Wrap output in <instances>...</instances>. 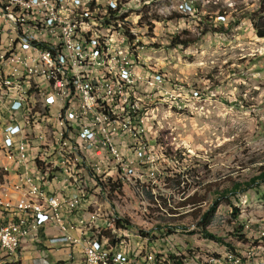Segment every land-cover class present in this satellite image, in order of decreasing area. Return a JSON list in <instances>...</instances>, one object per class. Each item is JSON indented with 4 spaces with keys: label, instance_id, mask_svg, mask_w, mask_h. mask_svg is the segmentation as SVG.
I'll list each match as a JSON object with an SVG mask.
<instances>
[{
    "label": "rangeland",
    "instance_id": "obj_1",
    "mask_svg": "<svg viewBox=\"0 0 264 264\" xmlns=\"http://www.w3.org/2000/svg\"><path fill=\"white\" fill-rule=\"evenodd\" d=\"M258 3L259 0H133L128 8L139 11H125L122 15L116 8L111 9L110 19L107 9L98 10L106 18L100 29L105 35L111 36L114 30H120L117 37L127 33L129 43L141 40L143 46L135 47V61L140 66L134 67L138 70L135 76L139 75L140 85L148 88L140 87L138 94H130V83L123 82L116 72L112 76L104 75V84L112 94V99L107 97L104 104L101 87L93 80L84 91H90L99 108L94 119L110 120V114H115L116 107L121 105L126 110H120V117L145 112V119L149 121L148 146L146 136L139 134V127L131 125V120H123L120 131L127 132L129 141H134L139 150H146V156L152 160L156 195L147 193L146 187L141 186L140 174L131 177L132 188H137L135 194L143 191L145 199L155 195L158 201L147 208L152 210L150 226L156 229L148 231L149 237L155 236L160 238L156 241H161L170 235L175 242L194 247V250L171 249L169 253L165 247H161V253L156 251L159 246L143 248L142 230L126 221L127 229H120L113 236L110 230L107 232L110 241L105 243L110 248L121 242L122 260L128 257L133 261L147 260L153 256L168 260L173 256L179 261L190 260L186 264H205V260L210 263V259L231 257L234 249L241 248L242 257H250L253 249L264 254V239L244 237L238 223L231 219L233 208L243 218L264 217V183L220 200L206 232L221 238V244L205 239L199 227L202 214L216 198L215 191L229 189L232 182L247 181L256 171L253 162L264 159V40L255 36L249 20ZM184 6L190 9L185 10ZM113 21L116 25H111L112 29L108 23ZM137 21L136 29L134 22ZM8 26L0 25L1 36L10 33ZM177 35L181 40L192 42L172 47L170 39ZM0 43L1 47H8L5 46L8 39L0 38ZM5 58V48H0L1 119L10 120L11 127L22 130V137L29 135L37 139L46 134L48 143L55 141L58 139L55 133L59 134L55 126L37 125L35 115L45 114L43 110L37 112V88L33 84L30 90L24 88L22 84L27 80L14 78L12 68L1 65ZM147 73L149 76H143ZM158 76L164 82L159 83L155 78ZM7 79L9 84L5 86ZM97 81L100 83V79ZM154 91L158 93L154 95ZM10 98H25L28 127L23 119L17 118L16 109L2 104ZM42 100L39 102H46ZM42 116H39L41 121ZM179 156L184 160L180 162ZM74 159V162L80 161ZM82 167L87 172L85 163ZM115 169L121 171L122 164H115ZM177 177L180 183H176ZM135 194L134 203L142 206ZM181 194L186 196L181 198ZM189 196L200 201L182 205ZM196 225L197 228L185 229ZM102 241L100 238L99 244ZM130 241L135 243L134 251L126 253L125 246ZM5 264L11 263L5 259Z\"/></svg>",
    "mask_w": 264,
    "mask_h": 264
},
{
    "label": "built area",
    "instance_id": "obj_2",
    "mask_svg": "<svg viewBox=\"0 0 264 264\" xmlns=\"http://www.w3.org/2000/svg\"><path fill=\"white\" fill-rule=\"evenodd\" d=\"M49 2L50 0H0V25L10 26V33L1 36V39H8V47H1L0 43V48H5L6 51L5 62L1 65L18 69V74H23L25 68L35 70L45 97L60 121L59 133L63 144L64 141H71L73 146L79 147L80 156L87 161V176L96 185V191L103 192L111 207L115 208L116 215L132 223L134 228L142 231L156 230L150 226L152 210H143L142 206L134 203L136 188H132L131 184L133 174H140L141 186L146 187L147 193L156 195L152 160L146 156V150H139L134 141H129L127 132L120 131V123L123 120H131V125L139 127V134L146 136L148 146L149 121L145 119V112L129 113V117H120V110H126L121 105L116 107L115 114H110V120H103V117L94 119L92 105H88L90 115H82L79 112V103L85 101H81L77 88L66 89L65 71L61 67L64 51H60L59 40L61 36H68L69 42L75 44L80 55L81 48H88L87 61H93V67H100L98 53H94L93 30L83 31V34L92 36V47H84V43L76 41L75 35L66 30L67 22H52ZM79 3H84V0ZM104 3L114 4L116 11H121L122 15L125 11H139L128 8L133 0H104ZM72 6H77V3L64 7L70 10ZM184 9L190 8L184 6ZM110 25H116V21L110 22ZM137 25L138 21L134 22V28L137 29ZM140 41L129 43L127 33L115 40H109L114 68L120 71L123 82L130 83V94H138L140 87L148 88L140 85V76L131 75L132 67H140L139 61H135V47L143 46ZM88 76L100 77L101 100L107 104V97H112V94L103 83L101 72L100 75H93V71H88ZM143 76H149V73ZM155 78L163 81V77ZM156 93L158 92L154 91V95ZM2 104L16 109L17 118L23 119L27 126L23 100L10 98L2 101ZM20 149H27L34 154L33 143L22 138V130L11 127L10 120H2L0 116L2 256H16L17 264H86L89 257L109 255L104 252L103 245L102 253L90 252L89 244L83 240V233L62 222L59 204L66 200L62 196H55L54 188L66 186H57L54 178L41 174V167H29V163L20 157ZM115 164H122V172H115ZM63 175L66 176L64 172ZM168 181L171 182L170 179ZM185 196L181 194V198ZM27 216H34V223H27V227L18 228L19 219L27 220ZM87 216L94 215L79 217ZM231 219L238 223L244 237L264 239V217L253 220L237 214L235 218L231 216ZM194 228H197V225L185 229ZM221 243L222 241L217 244ZM149 245L179 251L194 250L193 246L175 242V239L170 238ZM18 248H25V257H18ZM118 260L121 261L120 255ZM148 260L151 259L138 260L132 264H141ZM187 261L190 260L183 262ZM210 264H264V254L253 249L250 257H242L241 248L234 249L231 257L214 260Z\"/></svg>",
    "mask_w": 264,
    "mask_h": 264
},
{
    "label": "bare ground",
    "instance_id": "obj_3",
    "mask_svg": "<svg viewBox=\"0 0 264 264\" xmlns=\"http://www.w3.org/2000/svg\"><path fill=\"white\" fill-rule=\"evenodd\" d=\"M81 1L83 0H60V1L50 0L49 9L51 13L52 22L53 23L67 22L66 30H69V32H72L75 35L76 41H79V43H84V47H92V36L83 34V31H86V29L93 30L94 53H98V60L100 67H93V61H87L88 48H81V55H80L79 51L76 50L75 44L73 42H69L68 36L60 37L59 48L60 51H64V53H62L61 67L62 70L65 71L66 89L76 90L77 88V94L80 95L82 101H85V103H79V112L82 115H90V108L88 105H92V108H94V116H96L97 115L96 112L98 111L99 108L97 106V103L95 102V97L91 93L89 94L90 91L89 92L84 91V88L86 87V85H88V83H94L93 80H96V82L98 83L96 85L100 87V83L97 81V79H100V77H89L88 71H93V75H100L101 72L102 80L104 75L112 76V74H114L115 72L118 75H120V71L114 68V58L111 55L110 45H109V40H115V38H117L116 33L120 34L119 33L120 30L119 31L114 30L111 36L105 35L100 30L102 29L103 25L106 23V18H104L105 16L102 17L99 14L98 10L107 9L106 12L110 19L111 18L110 15L113 14L111 9L114 10L116 8L114 4H105L104 0H84V3H79ZM71 3H77V6H72L70 7V10H66L64 6L71 5ZM87 6L91 10L87 8ZM108 26H110L112 29L114 28L113 26L110 25V23H108ZM7 28L5 30H8ZM6 45H8V43L5 44V46ZM85 63H86V70H85ZM135 69L134 67L131 68V75L134 76L136 75V71L138 70L135 71ZM12 74L13 77L16 79H23L24 81L27 80V82H24L22 84L24 88L30 90L32 84L35 86V88H37V107H36L37 112L39 110L40 111L43 110L45 113V114L43 113L44 114L43 116L40 113H37V115H35L37 116V125L42 124V126H46V127L55 126L59 132L60 121L57 119L53 108L48 103V99L45 97V93L41 87V81L39 79V76L35 74V70H33L32 68H25L23 69V74H18V69L12 68ZM162 82L163 81L160 80L159 83ZM8 84H9V79H7L5 86H7ZM126 98L128 99V97ZM39 99L41 100L45 99L46 102H39ZM39 116H42L43 118L42 121L40 119L41 117L39 118ZM97 119L100 118L98 117ZM34 131H36L35 128ZM36 132H38V130ZM55 137L56 138L58 137V139H56L51 143H48L46 134L38 136L37 139L35 137L31 138V136L29 135L22 137L23 139L27 140V142L33 143L34 154H31V152L27 149H20V157H22L23 161H27L29 163V167H41V174L46 175L49 178H54V183L57 186H66V187H55L54 195L62 196L63 199L66 200L60 202L59 211L62 215V222L67 223L69 227L71 228L74 227V223H73L74 217L78 218V216H80L79 213L80 210L83 209L86 210L85 208H101L96 213L93 214L94 216L91 217V220L79 232L83 233V238H85L86 241H90L89 243L90 252L102 253V246L101 244H99V239L102 238V240L104 241L103 249L104 250L106 249L105 252L108 253L110 257L108 256L107 258V256L104 255H95L94 257L87 258L86 264H132V262H137V261H133L130 257L127 260H122V252L120 257L121 261L118 260V257L113 256L116 250L118 253H120V251H123V245L121 242L110 248L105 246V243L110 241V237L108 236L109 233L107 232L111 230L112 236L115 235L116 233H119L120 228H117L116 223L118 220H122V218L116 215L115 208L111 207V204L107 196L101 191H96V185L88 178L87 172L83 171L82 166L84 163L85 165H87V161L85 158L80 156L79 147L73 146L71 141H64L63 144V138L60 135V133L58 135H56L55 133ZM54 158L56 160H54ZM74 158L80 161L74 162L73 161ZM63 172L66 174V176L63 175ZM115 172H122V170L120 171L119 169H115ZM135 195L136 198H138V200L140 201L139 203H141L144 210H147V208L150 207V204L153 205V201L155 203L154 205L158 204L155 195H152L150 200H148L147 198L145 199L146 196H144L143 191ZM71 209H72V214H71ZM95 218L97 220H95ZM27 223H34V216H27V220L19 219L18 228L27 227ZM146 233L149 234L150 232L147 231ZM167 237L168 238H165V240H168L169 238L172 239L170 235ZM116 240L117 241L119 240V236H116ZM152 246L153 245H151V247ZM170 250L171 249H167V252L169 253ZM20 251L21 248H18V256L20 255ZM156 251L161 253V246H159L156 249ZM164 253L166 254V252ZM155 258L153 256L150 258L151 260L141 262V264H181V262H183L177 260L176 258L174 259L169 258L168 260H164V259L158 260L157 256H155ZM5 259L7 263L17 264L16 256H2L0 252V264H5ZM205 261L207 262V260ZM212 261H214V259H210V263ZM183 264H186V262H183Z\"/></svg>",
    "mask_w": 264,
    "mask_h": 264
},
{
    "label": "trees",
    "instance_id": "obj_4",
    "mask_svg": "<svg viewBox=\"0 0 264 264\" xmlns=\"http://www.w3.org/2000/svg\"><path fill=\"white\" fill-rule=\"evenodd\" d=\"M153 19L157 21L156 18H153ZM175 19L178 20L179 16H177ZM249 20H250V24L254 31L255 36L258 39L264 40V0H259L258 8L249 14ZM190 42L192 41L191 40H181L180 35L173 36L170 39V45L172 47L187 46ZM179 160L181 162L184 159L182 156H179ZM253 163L256 165V171L254 175L251 176L247 181L232 182V186L229 189L215 191L216 198L214 199L212 206L206 212L202 214V217H201L202 219L199 224V227L202 230V234L205 239H209L217 243L222 241L221 238L206 232V229L208 228L211 219L213 218L214 214L217 211V208L220 204V200L224 198L227 199L228 196H232L237 193L245 192L246 190L250 188L259 186L264 183V159L259 160V161H254ZM0 180H1V176H0ZM176 183H180V180L178 177L176 178ZM198 201L200 200L199 199L196 200L195 196H189L188 198L184 200L182 205H186L188 203L195 204V203H198ZM237 214H238L237 209L233 208L232 216L235 218ZM125 222L126 221L124 220H118L116 223L117 228H120L123 230L127 229ZM141 237L143 240L147 241L148 243H154L156 242V240L160 239V238H155V236L149 237V234L143 231L141 233ZM156 237H159V236H156ZM170 259H174V257L171 256Z\"/></svg>",
    "mask_w": 264,
    "mask_h": 264
},
{
    "label": "crops",
    "instance_id": "obj_5",
    "mask_svg": "<svg viewBox=\"0 0 264 264\" xmlns=\"http://www.w3.org/2000/svg\"><path fill=\"white\" fill-rule=\"evenodd\" d=\"M86 210H80L79 211V213H80V216H85L86 214H94V213H96L97 211H96V208H94V209H91V208H85ZM91 217L92 216H87V217H79L78 216V218H76V217H74V220H73V223H74V227L72 228L73 230H76V231H80L90 220H91ZM83 240H84V242L85 243H87V244H89L90 243V241H86V239L85 238H83ZM165 240V239H164ZM140 241H141V244L142 243H145V245H143L142 244V247L143 248H145V247H151V245H149V243L147 242V241H145V240H141L140 239ZM103 242V241H102ZM101 242V243H102ZM100 243V244H101ZM133 244H135L133 241H130V244L129 245H126V253H129L130 251H134V245ZM103 244H101V246H102ZM113 245V244H112ZM121 252L122 251H120V253H118L117 252V250H116V252H115V254L113 255L114 257H118V255H120V257H121ZM20 255H21V257H25V248H21V251H20ZM127 259H129V257L128 258H126V259H124V260H127Z\"/></svg>",
    "mask_w": 264,
    "mask_h": 264
}]
</instances>
